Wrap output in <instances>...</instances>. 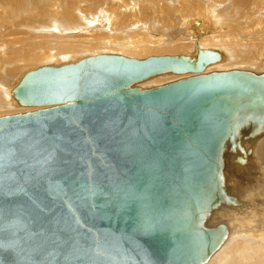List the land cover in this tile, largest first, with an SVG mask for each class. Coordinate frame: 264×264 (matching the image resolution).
<instances>
[{"label":"water","instance_id":"water-1","mask_svg":"<svg viewBox=\"0 0 264 264\" xmlns=\"http://www.w3.org/2000/svg\"><path fill=\"white\" fill-rule=\"evenodd\" d=\"M194 46L24 74L15 102L48 107L0 117V264H205L222 246L213 215L241 204L225 162L264 133V73H204L222 54ZM163 73L191 76L136 87Z\"/></svg>","mask_w":264,"mask_h":264},{"label":"bare ground","instance_id":"bare-ground-1","mask_svg":"<svg viewBox=\"0 0 264 264\" xmlns=\"http://www.w3.org/2000/svg\"><path fill=\"white\" fill-rule=\"evenodd\" d=\"M46 1L48 2V0ZM131 1L106 0L103 3L105 7L99 6L91 13L87 9H84L85 7L83 8V6L75 7L74 5H69V3L66 5L62 2L63 5L55 10V8H49L48 5H45L47 3L44 4L42 2V15L40 19L30 18L24 20L19 16V11H7V15L19 18L14 20L12 17L15 22L11 18L0 14V28H4V32L12 35L14 42H17L13 44V48L20 43H26L22 49L23 51L25 48H29L30 41L32 40L40 39V42L45 41L41 45H46L47 41L56 39L57 45L51 48H55L57 51L72 52L76 47H79L83 52L87 50L91 53V55H86L85 53L84 56L75 60L71 58L72 54L63 53L60 55L63 59L61 63L40 64L11 78L9 75L14 74V68L20 66L25 60H28L31 55L13 58L10 61L11 68L4 71L3 69L0 70L6 77L0 80V115L6 116L4 115L6 113H26L48 107L21 106L13 99L11 90L26 72L43 66H59L64 63H75L86 57L102 54L101 52H106L105 54H118L124 57H129L128 55H130L131 58L141 55L140 58L135 59H143V56L146 58L149 53L152 54L149 51L155 49H157V52L163 53L161 55H167L169 52H173L174 54H194L196 52L194 44L197 41L200 48L204 49L210 46L209 49L219 51L222 54L221 60L208 66L204 73L231 70L232 65L229 63L231 61H233L234 65H237L234 67L240 66V68L232 69H244L247 65H254L255 68L258 64L262 68H260L261 71H251L264 73L262 71L264 67L263 55H259L256 58L252 56V52L249 57L246 56V59H242L231 53L230 50L234 48V44L230 43L228 46H223L227 38V27H231V24H226L224 20L215 19L214 14H208L207 16L198 15L192 18L191 16H183L185 11H180L179 14L183 17L177 21L178 23L175 28L167 23L166 25L168 26H165L163 25L164 23L156 22L155 20L149 22L147 21L148 18H142L143 12L141 7L150 8V2L156 3V8L158 9L163 3L173 7L176 4L181 5L182 3L190 5L196 1ZM144 1H146L145 4L142 3ZM169 1L172 4H169ZM205 2L207 4L204 3V5H207L208 8L212 6L211 0ZM33 6L34 2L27 0L26 7L30 8V11L33 9ZM98 10L99 12H97ZM201 13L205 14L204 9L201 10ZM22 20H24V24L17 26L18 22ZM42 20H44L43 23L40 22ZM9 24H11V27H6ZM213 45H221L222 48L218 50L211 48ZM97 46L103 51L100 52V48L98 47L99 50L97 52L99 51V53H95ZM44 47L46 52H48V48ZM113 47L120 48V51L118 48L115 50ZM5 51L6 48L0 45V62L3 61L5 55L1 53ZM107 51H118V53H109ZM146 54L147 56L145 57ZM55 55L52 53L50 60H54ZM7 57H5V60ZM261 57L262 60H260ZM228 65H231V67L228 68ZM189 76L191 74L163 73L137 83L136 87L142 89L152 88ZM246 148H251L252 153L248 156L245 165L233 163L230 159H227L225 162L224 174L228 193L234 195L238 201L240 200L241 204L236 205V207L224 206L214 213L211 220L212 224L219 221L225 223L228 226L229 233L222 246L213 253L205 264H264V133L246 144ZM238 155L243 156L240 152Z\"/></svg>","mask_w":264,"mask_h":264},{"label":"rangeland","instance_id":"rangeland-1","mask_svg":"<svg viewBox=\"0 0 264 264\" xmlns=\"http://www.w3.org/2000/svg\"><path fill=\"white\" fill-rule=\"evenodd\" d=\"M34 2L33 9L30 11V8L26 7L27 0H0V14L11 18L12 21L17 20L19 18H15L14 16L7 15L6 12L9 10L12 11H19V16L24 19L28 20L30 18L40 19L42 15V9L41 5L42 2L47 3L45 5H48L49 8H59L60 6L64 4L68 5H74L77 6H83L84 9H87L88 12H93L97 7H105L103 3L106 0H32ZM53 1V2H52ZM56 3H55V2ZM84 1V2H83ZM86 1V2H85ZM110 1V0H107ZM133 2L135 0H132ZM131 1V2H132ZM195 3H192L190 5H187L186 3H182L181 5H174L173 7L163 3L160 8H156V3L150 2V8L147 7H141V10L143 12L142 18L147 19V21L155 20L156 22L164 23L163 25L172 26L175 28L177 26V21L181 20L183 16H191L192 18L197 17L198 15H204L207 16L208 14H214V18L218 20H224L226 24H231V27H227L225 23L223 25L228 28L227 30V38L225 39V44L223 46H228L230 43L234 44V48L231 49V53L234 56L241 57L242 59H246V56L249 57L251 53L253 52V57H258L259 55L264 56V0H211L212 6L208 8V6L204 5L207 0H194ZM50 2V3H49ZM63 2V3H62ZM78 4H77V3ZM89 2V4H88ZM55 6H54V4ZM59 3V4H58ZM87 3V4H85ZM108 3V2H107ZM146 3V1L142 2ZM169 4H172L170 1ZM77 4V5H76ZM82 4V5H81ZM85 4V5H84ZM175 4V3H173ZM207 4V3H206ZM26 8V9H23ZM22 9V10H21ZM204 9L205 14L201 13V10ZM29 10V11H28ZM185 11L183 16L181 17L179 12ZM99 12V10L97 11ZM14 18V20L12 19ZM213 19V18H212ZM24 20L19 21L17 26H21L24 24ZM171 21V22H170ZM173 21V22H172ZM15 22V21H14ZM44 22V20L40 21ZM170 22V23H168ZM176 24H175V23ZM166 23L168 25H166ZM172 24V25H171ZM180 24V23H179ZM11 24L6 25V27H9ZM174 25V26H173ZM162 26V25H161ZM11 27V26H10ZM9 27V28H10ZM172 28V29H173ZM4 28H0V45L3 48H6V51L1 53L5 54L3 61L0 62V70L3 69H9L10 67V61L13 58L16 57H22V56H28L31 55V57L28 60H25L20 66L14 68V74L9 75V77H16L21 72H24L26 70L32 69L37 65L40 64H58L63 61L61 54H72L71 58L73 60L86 55H91L90 51L88 52L84 50V52L79 48L76 47L74 50L65 52L64 50L57 51L55 48H51L53 46H56L57 40L52 39L51 41H47L46 45L44 44L45 41L40 42L41 40H32L30 41L29 48H25L23 51L22 49L26 45V43H20L15 48H13V44L17 43L14 42V38L12 35H8L4 32ZM18 30V29H17ZM41 45V46H40ZM48 48V52H46L45 47ZM214 46V47H213ZM211 48L221 49V45H213ZM99 46H97L96 52L99 53V51H103L100 47V50L98 49ZM115 50H117L118 47H113ZM210 48V46L208 47ZM120 48H118L119 50ZM36 50V51H33ZM97 50H99L97 52ZM95 51V50H94ZM93 51V52H94ZM120 51V50H119ZM154 51V52H153ZM83 52V53H82ZM107 52H117L118 51H107ZM153 55H161L163 53L157 52V49L149 51ZM54 53L56 54L54 57V60H50V55ZM92 53V54H95ZM103 53V52H101ZM106 53V52H104ZM158 53V54H157ZM174 54L173 52H169L167 54ZM82 54V55H81ZM149 53V55H152ZM165 54V53H164ZM148 55V56H149ZM8 56V57H7ZM126 56V55H125ZM130 57V55H128ZM147 54L145 55V57ZM251 56V57H252ZM262 56V57H263ZM5 57L6 60H5ZM141 55L136 56L135 58H140ZM262 57L260 60H262ZM70 59V57H68ZM144 58V56L142 57ZM48 60V61H46ZM50 60V61H49ZM259 61V60H258ZM231 65H228V68H240L234 67L237 65L233 64V61L229 62ZM228 64V63H227ZM242 66V65H241ZM246 66V65H245ZM256 66V65H255ZM227 67V66H225ZM259 67V68H258ZM250 69L255 71H261L260 65L257 64V67L254 68V65H247L244 69ZM261 68V69H260ZM258 69V70H257ZM264 71V67L263 70ZM1 72V71H0ZM3 72L0 73V80L5 79ZM137 85V84H136ZM10 87V85H9ZM8 87V88H9ZM7 88V89H8ZM11 114H17V113H6L4 115H11ZM1 116V115H0Z\"/></svg>","mask_w":264,"mask_h":264},{"label":"snow or ice","instance_id":"snow-or-ice-1","mask_svg":"<svg viewBox=\"0 0 264 264\" xmlns=\"http://www.w3.org/2000/svg\"><path fill=\"white\" fill-rule=\"evenodd\" d=\"M25 189L19 185H17V187L15 189H8V191L5 193L6 195L7 194H14L15 192H24ZM147 230V229H145Z\"/></svg>","mask_w":264,"mask_h":264}]
</instances>
